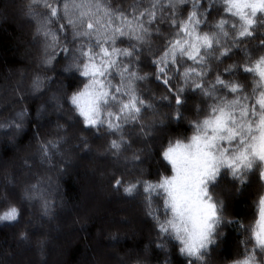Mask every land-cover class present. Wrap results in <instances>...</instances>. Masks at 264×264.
<instances>
[{
    "label": "clouds",
    "instance_id": "clouds-1",
    "mask_svg": "<svg viewBox=\"0 0 264 264\" xmlns=\"http://www.w3.org/2000/svg\"><path fill=\"white\" fill-rule=\"evenodd\" d=\"M258 61L252 0H0V213H18L0 221V264H264V164L199 177L215 214L194 253L163 184L169 147L239 143L195 145L205 120L258 119Z\"/></svg>",
    "mask_w": 264,
    "mask_h": 264
},
{
    "label": "snow or ice",
    "instance_id": "snow-or-ice-1",
    "mask_svg": "<svg viewBox=\"0 0 264 264\" xmlns=\"http://www.w3.org/2000/svg\"><path fill=\"white\" fill-rule=\"evenodd\" d=\"M261 6H264V0H252L253 9ZM245 22L250 24L251 20L245 17ZM87 70L95 71L96 66L89 65ZM256 70L261 77H264V65L259 61L256 62ZM74 101L80 102V97H74ZM257 104L260 107L258 114L256 106H250L252 115H258L255 122L248 119L249 109L247 107L240 110L239 118L230 112L221 110L218 115L204 121L206 128L214 130L207 140L202 141L199 135L193 137L195 145L202 143L214 145L220 140L227 141L231 145L233 140H238L239 143L231 153H229L228 147H222L215 154L203 147H197L190 155L188 146L181 143H177L165 151V156L171 161L175 175L164 180L163 184L173 197L174 211L181 219L185 218L187 212V219L192 222L193 231L189 232V240L185 242V248L190 253H194L198 242L206 238L207 232L204 230V226L207 223V217L215 214L211 211L213 206L200 199L199 184L201 181L199 177L214 170L213 164H223L234 169L242 167L250 169L257 162L264 164V94L257 98ZM84 114L89 117L86 122H95L91 119L90 112ZM224 132L226 134H222ZM259 176L264 178V168H261ZM189 187H191L190 192L187 191ZM189 196L191 200L185 206V201L189 200ZM17 214L16 207L9 206L0 213V221H15ZM172 226L178 232L180 231L178 223L173 222ZM253 235L258 243L264 244V199H261L260 202L259 218L253 228ZM240 264H251V258L246 257Z\"/></svg>",
    "mask_w": 264,
    "mask_h": 264
}]
</instances>
